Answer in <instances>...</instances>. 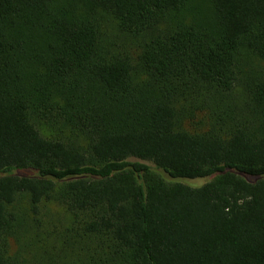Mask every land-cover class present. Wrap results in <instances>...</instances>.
I'll return each instance as SVG.
<instances>
[{"label": "trees", "instance_id": "16d2710c", "mask_svg": "<svg viewBox=\"0 0 264 264\" xmlns=\"http://www.w3.org/2000/svg\"><path fill=\"white\" fill-rule=\"evenodd\" d=\"M0 264H264V0H0Z\"/></svg>", "mask_w": 264, "mask_h": 264}, {"label": "rangeland", "instance_id": "374dc122", "mask_svg": "<svg viewBox=\"0 0 264 264\" xmlns=\"http://www.w3.org/2000/svg\"><path fill=\"white\" fill-rule=\"evenodd\" d=\"M40 211L43 219L49 218L50 220H61L65 216V211L63 207L51 202L44 203V206L42 205Z\"/></svg>", "mask_w": 264, "mask_h": 264}]
</instances>
